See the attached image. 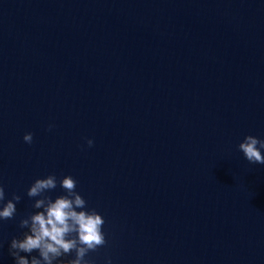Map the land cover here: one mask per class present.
I'll return each instance as SVG.
<instances>
[{
    "label": "water",
    "instance_id": "1",
    "mask_svg": "<svg viewBox=\"0 0 264 264\" xmlns=\"http://www.w3.org/2000/svg\"><path fill=\"white\" fill-rule=\"evenodd\" d=\"M249 134L264 139V0H0V183L21 196L0 264L49 174L53 200L71 175L105 220L93 264H264Z\"/></svg>",
    "mask_w": 264,
    "mask_h": 264
},
{
    "label": "clouds",
    "instance_id": "2",
    "mask_svg": "<svg viewBox=\"0 0 264 264\" xmlns=\"http://www.w3.org/2000/svg\"><path fill=\"white\" fill-rule=\"evenodd\" d=\"M53 127L50 124L48 130L51 131ZM23 140L31 144L33 133H25ZM93 143L92 139L87 140L88 147H92ZM238 149L249 164L264 165V139L246 135ZM59 185L64 194L54 200L46 193L57 187L55 174L37 178L27 190L29 198L39 197L32 205L38 211L19 220V227L28 231L23 232L22 237L11 239L9 254L15 264H93L85 257L106 245L103 231L105 220L95 208H89L87 201L76 191L77 180L66 175ZM5 200V187L0 183V221L15 218L16 205L21 196L13 193L11 199H7L6 203ZM34 252L38 255H32ZM73 253L72 259H60ZM106 264H111L110 258Z\"/></svg>",
    "mask_w": 264,
    "mask_h": 264
}]
</instances>
